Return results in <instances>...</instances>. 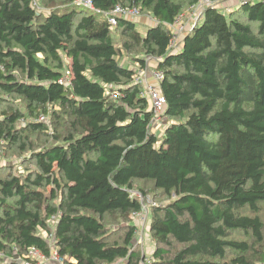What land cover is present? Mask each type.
Wrapping results in <instances>:
<instances>
[{
  "label": "trees",
  "instance_id": "trees-1",
  "mask_svg": "<svg viewBox=\"0 0 264 264\" xmlns=\"http://www.w3.org/2000/svg\"><path fill=\"white\" fill-rule=\"evenodd\" d=\"M40 1L43 12L33 0H0V140L33 165L2 166L0 264H21L14 254L30 247L48 255L42 232H54L63 264H141L133 215L143 209L133 192L148 191L163 196L148 207L151 264H264V2L227 15L207 8L171 51L168 24L197 0H91L99 11ZM117 4L158 23L145 35L125 18L112 27L103 13ZM116 29L128 37L121 48ZM133 47L141 68L155 58L163 72L161 137L134 69L118 59ZM66 71L69 85L59 82ZM31 135L50 140L36 145ZM109 217L120 241L110 240Z\"/></svg>",
  "mask_w": 264,
  "mask_h": 264
},
{
  "label": "built area",
  "instance_id": "built-area-1",
  "mask_svg": "<svg viewBox=\"0 0 264 264\" xmlns=\"http://www.w3.org/2000/svg\"><path fill=\"white\" fill-rule=\"evenodd\" d=\"M224 1L226 0H197L196 2L188 5L185 9H183L174 18L173 22L168 24V27L172 32V36L169 40V50L174 51L180 48V43L183 37L187 32L192 30L194 26L202 21L207 8H218L219 6L221 7L223 6ZM253 1L264 2V0H236V3L239 5L242 3ZM75 2L84 5L89 10L99 11L93 6L91 0H75ZM223 8L225 11L230 9L224 6ZM103 14L107 17L110 25L114 27L117 24L119 18H125L129 20L133 18L136 19L141 16L142 12L140 11V8L135 5L126 6L117 4L111 11L104 12ZM149 17L151 25L158 23L157 19L151 16ZM148 76H150L151 81L148 80ZM162 78L163 72L156 68L148 72L147 68L145 67L142 68L140 74L135 73L134 75V82L139 86L138 96L147 100L150 104V110L153 113L151 125L155 122H158L165 109L166 100L159 89V83ZM59 82L65 85L70 84L68 71H66L61 76ZM108 88V94L111 98L118 99L120 97L121 92H119L111 85H108ZM38 119L45 120V116L40 115ZM0 143H2V140H0ZM133 194L138 198L143 209V211L141 212L134 213L133 218H138L140 216L141 218H144L145 213L148 211V207L156 205V202L149 195L143 196L139 192H133ZM51 221H53L54 223V218H52ZM42 234L48 240L49 247L51 249L48 255L43 254L36 247H30L23 257H17L15 259L21 261V264H63V258L59 255L53 244L54 232H42ZM0 257L5 258L6 255L0 251ZM151 262V257H146L141 264H151Z\"/></svg>",
  "mask_w": 264,
  "mask_h": 264
},
{
  "label": "rangeland",
  "instance_id": "rangeland-1",
  "mask_svg": "<svg viewBox=\"0 0 264 264\" xmlns=\"http://www.w3.org/2000/svg\"><path fill=\"white\" fill-rule=\"evenodd\" d=\"M35 3V7L38 11H45L44 7L41 4L40 0H33V4ZM223 6H229L231 7V5H233V3L230 0H226L223 2ZM223 6H219L217 9L219 11H221V13L227 15L228 11H225ZM228 7V8H229ZM150 15L145 14L144 12L141 14V16H139L138 18H133L131 19L135 24L137 29L139 30V32L143 35L146 34L147 29L149 28L150 24ZM114 29V28H113ZM114 34V41L117 47L121 48L122 47V43L124 41L128 40V37L122 35L119 33V31H115ZM138 47H133L129 52H122L121 54H119L118 59L120 62V65L126 67V68H130V69H134L136 74H140V72L142 71V68L135 62V59H132L131 56H129V54H133L136 56H140L143 57L141 54L143 53H139L137 51ZM146 68L147 71L150 72L152 69L157 68V60L155 58H146ZM141 70V71H140ZM144 70V69H143ZM15 102H19L16 101V99H13ZM6 108V105H2L0 104V110H4ZM46 122L49 124V128H52V121L49 119V117H45ZM167 118L165 116H160L158 122L153 123L152 125H150V130L152 132H154L158 137L162 136V131L164 128V124L166 123ZM21 125H23L21 123ZM50 140V138L48 137H44L43 135H41L39 138L35 135H31L30 137V141L33 142L36 145H40L41 142H43L44 140ZM21 150L16 147V146H9L6 145L5 143H0V177L4 176L8 170L5 168H2V166H5V164L11 165L13 166L15 169H10L13 171L10 172H14L17 171L18 168H24L25 166H29L32 167V163H24V158L28 155L27 152H20ZM142 187L144 189H148L152 186V184L150 182H142V181H135L134 183V187L138 188ZM149 195H151L152 197H154V201L156 203H161L163 202V196H160L159 193H155L152 191H148L147 192ZM150 210L147 211L144 215V218L138 217V218H133V224L136 226L137 228V236L134 240V247H137L140 252L143 253V255L146 257H151V253L152 250L154 248V242L153 239L150 235V231H149V221H150ZM115 221V218L113 217H109L105 224L106 226L109 228L108 231L113 230V235L110 238V240H118L120 241L124 235V231L120 230L119 228V224L116 222H112ZM51 224V228L54 227V223L53 221H50ZM231 238L234 239H244V235L241 232H235L231 234ZM180 247V245H177L176 248ZM174 252V250H173ZM15 255V258H17V255ZM121 259H118L116 261V264H120L121 263Z\"/></svg>",
  "mask_w": 264,
  "mask_h": 264
},
{
  "label": "crops",
  "instance_id": "crops-1",
  "mask_svg": "<svg viewBox=\"0 0 264 264\" xmlns=\"http://www.w3.org/2000/svg\"><path fill=\"white\" fill-rule=\"evenodd\" d=\"M230 1L233 3V5H231V7H229L228 5L224 6V7H229L231 9V8H234V7L238 6V4L236 3V0H230ZM148 80L151 81L150 76H148Z\"/></svg>",
  "mask_w": 264,
  "mask_h": 264
}]
</instances>
